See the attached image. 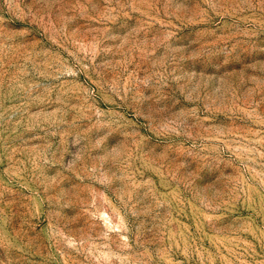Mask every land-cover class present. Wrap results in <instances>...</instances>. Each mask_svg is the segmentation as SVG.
Returning a JSON list of instances; mask_svg holds the SVG:
<instances>
[{
    "label": "rangeland",
    "instance_id": "1",
    "mask_svg": "<svg viewBox=\"0 0 264 264\" xmlns=\"http://www.w3.org/2000/svg\"><path fill=\"white\" fill-rule=\"evenodd\" d=\"M0 264H264V0H0Z\"/></svg>",
    "mask_w": 264,
    "mask_h": 264
}]
</instances>
